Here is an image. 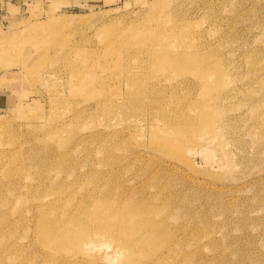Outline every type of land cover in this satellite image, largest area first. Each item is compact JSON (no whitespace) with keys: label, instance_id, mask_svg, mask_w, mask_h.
<instances>
[{"label":"rangeland","instance_id":"374dc122","mask_svg":"<svg viewBox=\"0 0 264 264\" xmlns=\"http://www.w3.org/2000/svg\"><path fill=\"white\" fill-rule=\"evenodd\" d=\"M0 264H264V0L0 12Z\"/></svg>","mask_w":264,"mask_h":264},{"label":"crops","instance_id":"0c3cea01","mask_svg":"<svg viewBox=\"0 0 264 264\" xmlns=\"http://www.w3.org/2000/svg\"><path fill=\"white\" fill-rule=\"evenodd\" d=\"M105 0H0V12L32 4H47L58 12H87L101 5Z\"/></svg>","mask_w":264,"mask_h":264},{"label":"bare ground","instance_id":"6f19581e","mask_svg":"<svg viewBox=\"0 0 264 264\" xmlns=\"http://www.w3.org/2000/svg\"><path fill=\"white\" fill-rule=\"evenodd\" d=\"M134 36H135V34H134ZM136 38H137V37H136ZM136 38L130 41V43H131V45H132L133 47H136L137 45L140 44L139 40L136 41ZM154 137H155V140L158 139L156 134H154ZM161 140H162V138H161ZM50 228H53V226H50Z\"/></svg>","mask_w":264,"mask_h":264}]
</instances>
